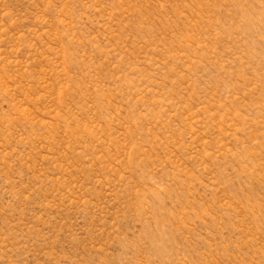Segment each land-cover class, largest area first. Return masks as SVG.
I'll return each mask as SVG.
<instances>
[{
  "label": "rangeland",
  "instance_id": "rangeland-1",
  "mask_svg": "<svg viewBox=\"0 0 264 264\" xmlns=\"http://www.w3.org/2000/svg\"><path fill=\"white\" fill-rule=\"evenodd\" d=\"M0 264H264V0H0Z\"/></svg>",
  "mask_w": 264,
  "mask_h": 264
}]
</instances>
